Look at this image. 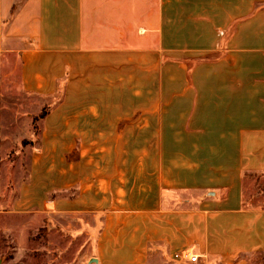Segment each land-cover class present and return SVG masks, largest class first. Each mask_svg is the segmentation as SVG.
Returning a JSON list of instances; mask_svg holds the SVG:
<instances>
[{"label": "crops", "instance_id": "crops-1", "mask_svg": "<svg viewBox=\"0 0 264 264\" xmlns=\"http://www.w3.org/2000/svg\"><path fill=\"white\" fill-rule=\"evenodd\" d=\"M0 83L44 113L3 214L94 264H264V0H0Z\"/></svg>", "mask_w": 264, "mask_h": 264}, {"label": "rangeland", "instance_id": "rangeland-1", "mask_svg": "<svg viewBox=\"0 0 264 264\" xmlns=\"http://www.w3.org/2000/svg\"><path fill=\"white\" fill-rule=\"evenodd\" d=\"M35 99L20 100L7 93L0 99V199L8 196L12 201L28 174L42 114L31 116L30 125L19 110L30 106L29 100L35 104ZM74 235L62 221L37 218L31 211L5 215L0 210V264H94L82 258L93 244L78 241Z\"/></svg>", "mask_w": 264, "mask_h": 264}, {"label": "built area", "instance_id": "built-area-1", "mask_svg": "<svg viewBox=\"0 0 264 264\" xmlns=\"http://www.w3.org/2000/svg\"><path fill=\"white\" fill-rule=\"evenodd\" d=\"M196 259H197V256H195V255H191V256L188 257V260H189L190 262H195Z\"/></svg>", "mask_w": 264, "mask_h": 264}, {"label": "trees", "instance_id": "trees-1", "mask_svg": "<svg viewBox=\"0 0 264 264\" xmlns=\"http://www.w3.org/2000/svg\"><path fill=\"white\" fill-rule=\"evenodd\" d=\"M44 114V113H43ZM42 114V115H43ZM41 115V117H42ZM257 190L260 192V191H263L264 192V186H260V185H257Z\"/></svg>", "mask_w": 264, "mask_h": 264}]
</instances>
